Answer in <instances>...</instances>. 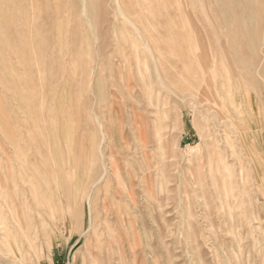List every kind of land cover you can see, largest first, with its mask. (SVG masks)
Returning a JSON list of instances; mask_svg holds the SVG:
<instances>
[{
	"label": "rangeland",
	"instance_id": "374dc122",
	"mask_svg": "<svg viewBox=\"0 0 264 264\" xmlns=\"http://www.w3.org/2000/svg\"><path fill=\"white\" fill-rule=\"evenodd\" d=\"M0 226V264H264V0H0Z\"/></svg>",
	"mask_w": 264,
	"mask_h": 264
},
{
	"label": "bare ground",
	"instance_id": "6f19581e",
	"mask_svg": "<svg viewBox=\"0 0 264 264\" xmlns=\"http://www.w3.org/2000/svg\"><path fill=\"white\" fill-rule=\"evenodd\" d=\"M237 21H238V19H237ZM240 22V21H239ZM189 23V22H188ZM231 24V23H230ZM190 26V25H189ZM184 27V26H183ZM185 29V28H184ZM168 34V33H167ZM170 38V37H169ZM173 38V37H172ZM141 39V38H140ZM165 39V38H164ZM184 39V38H183ZM147 40V39H146ZM171 40V39H170ZM142 41V40H141ZM151 41V40H150ZM159 43V42H158ZM170 43H172V42H170ZM163 45V44H162ZM171 45V44H170ZM169 45V46H170ZM178 45V44H177ZM163 47H164V45H163ZM172 48V47H171ZM154 49V48H153ZM168 49V48H167ZM197 49V48H196ZM146 51V50H145ZM150 52V51H149ZM170 52H172V51H170ZM151 53V52H150ZM167 54V53H166ZM168 55V54H167ZM180 55V54H179ZM158 58H159V56H158ZM162 59V58H161ZM171 60V59H170ZM177 60V59H176ZM170 62V61H169ZM162 63V62H161ZM163 63H164V61H163ZM189 66V65H188ZM169 69V68H168ZM157 70V69H156ZM194 73H195V71H194ZM210 73V72H209ZM210 75H213V73L211 74L210 73ZM227 75V74H226ZM213 80V79H212ZM214 83H215V81H214ZM230 84V83H229ZM181 87H182V85H181ZM193 92V91H192ZM193 95V94H192ZM5 182V181H4ZM2 198H3V196H2ZM2 208V207H1ZM15 212H16V210H15ZM10 215V214H9ZM16 215V214H15ZM17 215H19V214H17ZM7 216V215H6ZM11 216V215H10ZM11 218V217H10ZM17 218V217H16ZM12 219V218H11ZM17 219H19V218H17ZM14 222V221H13ZM6 228H7V226H6V224L4 225ZM4 227V233L6 234V239H7V244H6V242L4 243V244H6V245H8V247H10V252H13L14 250H16V247H17V245H18V243H17V241L15 240V237H11V235H10V233L7 231V229ZM0 228H1V226H0ZM2 233V232H1ZM4 234V235H5ZM85 234V233H84ZM29 235V234H28ZM26 239V238H25ZM3 240V239H2ZM1 243V242H0ZM1 245V244H0ZM3 245V244H2ZM22 245V244H21ZM21 245H20V247H21Z\"/></svg>",
	"mask_w": 264,
	"mask_h": 264
}]
</instances>
